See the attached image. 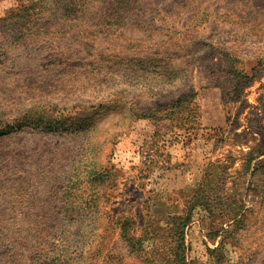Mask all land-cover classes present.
Wrapping results in <instances>:
<instances>
[{
	"label": "rangeland",
	"instance_id": "1",
	"mask_svg": "<svg viewBox=\"0 0 264 264\" xmlns=\"http://www.w3.org/2000/svg\"><path fill=\"white\" fill-rule=\"evenodd\" d=\"M27 2L0 0V264H175L185 218V264H264V0H88L22 35Z\"/></svg>",
	"mask_w": 264,
	"mask_h": 264
},
{
	"label": "trees",
	"instance_id": "2",
	"mask_svg": "<svg viewBox=\"0 0 264 264\" xmlns=\"http://www.w3.org/2000/svg\"><path fill=\"white\" fill-rule=\"evenodd\" d=\"M88 0H28V5L24 7L20 12L13 14L10 18H14L18 21H21V24L18 25L17 32L23 35L21 29L35 25L41 22L45 23H54V20L61 23L63 18H71L84 16L87 14L88 10L85 6H79V3L87 4ZM229 159V157H227ZM256 158L249 160L248 166L249 169L251 163ZM261 163L258 164V166ZM263 164V163H262ZM234 160H226V162H215L209 167L206 176L200 187L197 189L194 195V201L192 206L201 205L207 208H210L211 204V195L210 187L212 182L218 178L228 179L229 171L234 167ZM254 172L256 171L253 169ZM254 177V175H251ZM181 225L178 229L177 234V253L175 264H185L184 257V230L188 224L189 218L180 219Z\"/></svg>",
	"mask_w": 264,
	"mask_h": 264
}]
</instances>
